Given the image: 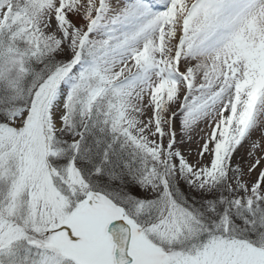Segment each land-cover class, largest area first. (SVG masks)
<instances>
[{
  "label": "snow or ice",
  "instance_id": "1",
  "mask_svg": "<svg viewBox=\"0 0 264 264\" xmlns=\"http://www.w3.org/2000/svg\"><path fill=\"white\" fill-rule=\"evenodd\" d=\"M0 264H264V0H0Z\"/></svg>",
  "mask_w": 264,
  "mask_h": 264
}]
</instances>
